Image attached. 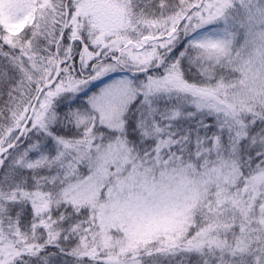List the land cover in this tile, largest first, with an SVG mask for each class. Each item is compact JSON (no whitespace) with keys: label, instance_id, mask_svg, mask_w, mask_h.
<instances>
[{"label":"snow or ice","instance_id":"obj_1","mask_svg":"<svg viewBox=\"0 0 264 264\" xmlns=\"http://www.w3.org/2000/svg\"><path fill=\"white\" fill-rule=\"evenodd\" d=\"M0 264H264V0H0Z\"/></svg>","mask_w":264,"mask_h":264}]
</instances>
